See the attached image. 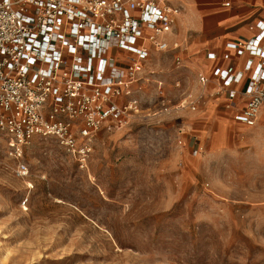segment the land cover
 I'll list each match as a JSON object with an SVG mask.
<instances>
[{
  "label": "rangeland",
  "instance_id": "rangeland-1",
  "mask_svg": "<svg viewBox=\"0 0 264 264\" xmlns=\"http://www.w3.org/2000/svg\"><path fill=\"white\" fill-rule=\"evenodd\" d=\"M183 1L163 2L181 17ZM175 35L182 48L146 64L142 116L99 130L86 169L44 137L28 178L0 166V264H264V119L237 124L211 100L156 114L161 90L171 107L205 92L193 30Z\"/></svg>",
  "mask_w": 264,
  "mask_h": 264
},
{
  "label": "built area",
  "instance_id": "built-area-1",
  "mask_svg": "<svg viewBox=\"0 0 264 264\" xmlns=\"http://www.w3.org/2000/svg\"><path fill=\"white\" fill-rule=\"evenodd\" d=\"M163 1L0 0L1 167L13 161L14 175L28 178L26 149L44 137L56 139L86 169L99 130L142 116L138 94L148 60L181 47L171 41L181 8ZM250 28L252 37L235 42L242 67L217 68L214 95L237 109L235 121L252 127L264 106V21ZM198 76L203 87L212 81L204 72ZM246 78L244 90L234 88ZM163 96L161 90L156 114L195 110L202 98L188 92L171 107ZM179 129L183 144L186 133Z\"/></svg>",
  "mask_w": 264,
  "mask_h": 264
},
{
  "label": "crops",
  "instance_id": "crops-1",
  "mask_svg": "<svg viewBox=\"0 0 264 264\" xmlns=\"http://www.w3.org/2000/svg\"><path fill=\"white\" fill-rule=\"evenodd\" d=\"M183 2L189 4V9L185 10L181 17L179 15L177 23L193 30L190 44L193 52L199 57L194 61V64L200 69V72H204L212 79L206 87H203L205 89L203 94L199 91L200 93L195 92V95L204 96L201 98V100H204L203 102L206 100L217 101L218 103L215 104V108L220 109L225 107L226 111H229L234 119L237 109L231 105L229 106V101L226 100V97L214 95L217 86L215 71L217 68H224L229 64L239 68L242 67L245 58L236 55L235 42L238 38L252 37L255 33L250 28L251 25L258 21H264V0H184ZM227 2H230V5H226ZM171 41L179 43L176 35L171 37ZM180 46L179 49L171 48L169 50H180L182 45L180 44ZM184 51H187V49ZM159 53L162 52H154L152 56ZM209 53H216L217 58L210 59L208 57ZM226 53L231 54L229 59L224 58ZM247 81V78L244 79L242 83L235 85L234 88L244 90L247 86ZM242 99L243 97L239 95L236 102L242 101ZM217 109L214 110L217 111ZM195 110L183 108L179 109L178 112H193ZM260 118L264 119V106L262 107ZM234 122L245 125L238 123L235 119ZM220 124V129L228 128L227 122H221Z\"/></svg>",
  "mask_w": 264,
  "mask_h": 264
}]
</instances>
